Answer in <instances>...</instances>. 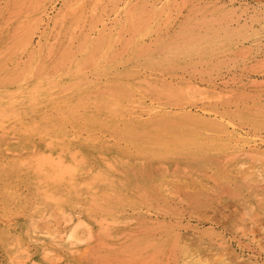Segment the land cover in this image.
Segmentation results:
<instances>
[{"label": "rangeland", "instance_id": "rangeland-1", "mask_svg": "<svg viewBox=\"0 0 264 264\" xmlns=\"http://www.w3.org/2000/svg\"><path fill=\"white\" fill-rule=\"evenodd\" d=\"M0 63V264H264V0H0Z\"/></svg>", "mask_w": 264, "mask_h": 264}, {"label": "bare ground", "instance_id": "bare-ground-1", "mask_svg": "<svg viewBox=\"0 0 264 264\" xmlns=\"http://www.w3.org/2000/svg\"><path fill=\"white\" fill-rule=\"evenodd\" d=\"M5 43H6V42H5ZM6 44H7V43H6ZM6 44H5V45H6ZM7 47H8V46H7ZM5 48H6V47H5ZM7 49H9V48H7ZM7 51H8V50H7ZM6 53H7V52H6ZM51 53H52V52H51ZM58 54H59V53H58ZM5 55H6V54H5ZM56 55H57V54H56ZM56 55H54V56H56ZM59 55H60V54H59ZM52 57H53V56H52ZM4 58H5V57H4ZM53 58H54V57H53ZM57 58H58V57H57ZM53 60H54V59H53ZM56 60H57V59H56ZM54 61H55V60H54ZM54 61H53V63H54ZM55 62H56V61H55ZM0 64H1V63H0ZM37 64H38V63H37ZM37 64H36V65H37ZM36 65H35V66H36ZM29 66H30V62H29ZM29 66H28V67H29ZM32 66H33V65H32ZM0 69H1V68H0ZM41 69H42V68H41ZM44 69H45V68H44ZM44 69H43V70H44ZM6 70H7V69H6ZM0 71H1V70H0ZM7 71H8V70H7ZM27 72H28V68H27ZM67 75H69V74H67ZM25 76H27V74H26ZM41 76H42V75H41ZM70 76H71V75H70ZM56 77H57V76H55V78H56ZM63 77H64V76H63ZM7 80H8V79H6V81H7ZM9 81L11 82V79H10ZM57 81H58V80H57ZM44 82H45V81H44ZM53 83H54V82H53ZM55 83H56V82H55ZM50 84H51V83H50ZM68 84H69V83H68ZM4 85H5V84H4ZM28 85H29V84H28ZM34 85H35V84H34ZM29 86H30V85H29ZM29 86H28V87H29ZM65 86H66V85H65ZM65 86L62 85V87H65ZM113 86H114V85H113ZM5 87H6V86H5ZM33 87H34V86H33ZM37 87H38V86H37ZM37 87H36L35 89H38ZM45 87H46V86H45ZM50 87H51V85H50ZM56 87H57V86H56ZM116 87H118V86H116ZM6 88H7V87H6ZM29 88H30V87H29ZM57 88H58V87H57ZM57 88H56V89H57ZM48 89H49V88H48ZM61 89H62V88H61ZM61 89H59V90H61ZM112 89H113V88H112ZM116 89H117V88H116ZM39 90H40V89H39ZM41 90H42V89H41ZM45 90H46V89H45ZM45 90H44V91H45ZM52 91H53V90H52ZM19 92L22 93V91H19ZM62 92H63V91H62ZM116 92H117V91H116ZM118 92H120V91H118ZM113 93H114V92H113ZM111 94H112V93H111ZM4 95H5V94H4ZM10 95H11V94H10ZM31 95H32V94H31ZM52 95H53V93H52ZM60 95H61V94H60ZM62 95H63V94H62ZM11 96H12V95H11ZM55 96H56V95H55ZM116 96H117V94H116ZM20 97H21V96H20ZM28 97H29V96H28ZM40 97H41V96H40ZM14 98H15V97H14ZM34 98H35V97H34ZM58 98H59V97H58ZM2 99H3V98H2ZM10 99H11V98H10ZM12 99H13V98H12ZM12 99H11V100H12ZM6 100H7V99H6ZM16 100H17V99H16ZM33 100H34V99H33ZM35 100H36V99H35ZM31 101H32V100H31ZM117 102H118V101H117ZM43 103H44V102H43ZM54 103H55V102H54ZM69 103H70V102H69ZM44 104L46 105V103H44ZM55 104H56V103H55ZM8 105H9V104H8ZM33 105H34V104H33ZM38 105H39V104H38ZM38 105H37V106H38ZM42 105H43V104H42ZM52 105H53V104H52ZM58 105H59V104H58ZM58 105H57V106H58ZM65 105H66V103H65ZM43 106H44V105H43ZM112 106L115 107L116 105L113 104V105H111L110 107L112 108ZM1 107H2V106H1ZM59 107H60V106H59ZM2 108H3V109L0 110V120H3V119H4V117L6 116L5 113L7 112V110L5 109V108H7V107L4 106V107H2ZM13 110H14V109H13ZM21 110H22V109H21ZM25 110H26V109H25ZM25 110H24V111H25ZM59 110H60V109H59ZM34 111H35V110H34ZM22 112H23V111H22ZM48 112H49V111H48ZM53 112H54V111H53ZM53 112H52V113H53ZM18 113H19V112H18ZM32 113H33V112H32ZM34 113H35V112H34ZM35 114H36V113H35ZM44 114H45V113H44ZM56 114H57V113H56ZM21 115H22V113H21ZM26 115H27V114H26ZM46 116H47V115H46ZM51 116H52V115H51ZM13 117H14V116H13ZM19 117H20V116H19ZM42 117H43V116H42ZM57 117H58V116H57ZM57 117H56V118H57ZM64 117H65V116H64ZM17 118H18V117H17ZM43 118H44V117H43ZM5 119H8V117L5 118ZM15 119H16V118H15ZM26 120H27V119H26ZM47 120H48V119H47ZM69 120H70V119H69ZM35 121H36V119H35ZM80 121H81V120H80ZM83 121H84V120H83ZM0 122H2V121H0ZM67 122H68V121H67ZM32 123H34V122H32ZM116 123H117V122H116ZM5 124H6V123H4V125H5ZM20 124H21V123H20ZM92 124H93V123H92ZM118 124H119V123H118ZM36 125H37V123H36ZM95 125H96V124H95ZM21 126H22V125H21ZM61 126H62V125H61ZM66 126H67V125H66ZM49 127H50V126H49ZM58 127H59V126H58ZM47 128H48V127H47ZM63 128H64V127H63ZM66 128H67V127H66ZM98 129H99V128H98ZM114 129H115V127H113L112 130H114ZM118 129H120V128H118ZM12 130H13V129H12ZM109 130H110V129H109ZM1 131H2V130H1ZM6 131H7V130H6ZM25 131H26V133H27V130H25ZM30 131H31V129H30ZM73 131H74V130H73ZM78 131H79V130H78ZM114 131H115V130H114ZM8 132H9V130H8ZM8 132H7V133H8ZM21 132H22V130H21ZM2 133H3V132H2ZM79 133H80V132H79ZM112 133H113V131H112ZM13 134H14V133H13ZM18 134H19V133H18ZM41 134H42V133H41ZM73 134H74V133H73ZM73 134H72V135H73ZM75 134H76V133H75ZM75 134H74V136H75ZM115 134H116V133H115ZM20 135H21V133H20ZM38 135H40V134H38ZM42 135H43V134H42ZM42 135H40V136H42ZM65 135H66V134H65ZM27 136H28V135H27ZM44 136H45V135H44ZM7 137H8V136H7ZM18 137H19V135H18ZM36 137H37V136H36ZM42 137H43V136H42ZM63 137H64V136H63ZM77 137H78V136H77ZM30 138H31V137H30ZM33 138H35V137H33ZM48 138H50V137H48ZM57 138H58V137H57ZM59 138H61V137H59ZM66 138H67V136H66ZM70 138H71V137H70ZM70 138H69V139H70ZM26 139H27V138H26ZM50 139H51V138H50ZM50 139H48V140H50ZM52 139H53V138H52ZM64 139H65V138H64ZM71 139H72V138H71ZM71 139H70V140H71ZM74 139H75V138H74ZM23 140H24V139H23ZM33 140H34V139H33ZM35 140H36V139H35ZM57 140H58V139H57ZM26 141H27V140H26ZM60 141H61V140H60ZM49 142H50V141H49ZM73 142H74V141H73ZM19 143H20V142H19ZM21 143H22V142H21ZM28 143H29V142H28ZM41 143H42V142H41ZM45 143H48V141L45 142ZM68 143H70V142H68ZM22 145H23V144H22ZM28 145H29V144H28ZM31 145H32V144H31ZM49 145H50V147H51L52 142H50ZM49 145H48V146H49ZM37 146H38V145H37ZM48 146H47V148H48ZM20 147H21V146H20ZM30 148H31V147H30ZM21 149H22V148H21ZM24 149H25V151H26V147H25ZM27 149H28V148H27ZM31 149H32V148H31ZM36 149H37V148H36ZM41 149H42V148H41ZM43 149H44V148H43ZM43 149H42V150H43ZM73 149H74V148H73ZM18 150H19V149H18ZM22 150H23V149H22ZM49 150H50V149H49ZM28 151H29V150H28ZM32 151H33V150H32ZM21 152H22V151H21ZM60 152H62V151H60ZM75 152H76V150H75ZM71 153H73V152H71ZM71 153H70V154H71ZM29 154H30V153H29ZM49 154H50V153H49ZM25 155H26V154H25ZM50 155H51V154H50ZM73 155H75V153H74ZM20 156H22V155H20ZM56 156H57V155H56ZM70 156H71V155H70ZM45 157H46V156H45ZM47 158H48V157H46V159H47ZM49 158H50V160L54 159V158L51 157V156H50ZM51 158H52V159H51ZM59 158H60V155H59ZM59 158L57 157V160H54V161L57 162V161L59 160ZM72 158H74V156H73ZM31 159H32V158H31ZM22 160H23V158H22ZM73 160H74V159H73ZM30 161H31V160H30ZM48 161H49V159H48ZM59 161H61V158H60ZM31 162H32V161H31ZM49 162H50V161H49ZM74 162H76V161H74ZM104 162H105V161H104ZM34 163H35V160H34ZM105 163L107 164L108 162L106 161ZM17 164H18V163H17ZM29 164H30V166H31V163H29ZM54 164H56V163H54ZM64 164H67V163H64ZM110 164H111V163H110ZM6 165H7V164H6ZM56 165H59V163L57 162ZM67 165H69V164H67ZM108 165H109V164H108ZM35 166H36V165H35ZM51 166H52V164H51ZM62 166H63V165H62ZM69 166H71V165H69ZM73 166H74V165H73ZM5 168H6V167H5ZM1 172H2V171H1ZM4 172H5V170H4ZM6 172H7V171H6ZM63 174H65V173H63ZM117 219H118V218H117ZM114 221H115V220H114ZM112 222H113V221H112ZM22 225H24V224H22ZM25 225H26V224H25ZM27 227H28V226H27ZM33 227H35V225H34ZM22 228H23V227H22ZM24 229H25V228H24ZM22 233H23V231H22Z\"/></svg>", "mask_w": 264, "mask_h": 264}]
</instances>
